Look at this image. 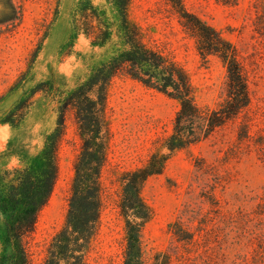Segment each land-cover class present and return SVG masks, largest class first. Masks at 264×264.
I'll return each mask as SVG.
<instances>
[{"label":"rangeland","instance_id":"obj_1","mask_svg":"<svg viewBox=\"0 0 264 264\" xmlns=\"http://www.w3.org/2000/svg\"><path fill=\"white\" fill-rule=\"evenodd\" d=\"M77 1L0 0V171L33 160L54 125L60 97L120 48L115 36L103 46L82 35L72 37ZM92 1L115 21L104 0ZM181 1L186 13L236 48L249 102L204 139L175 153L160 174L144 183L142 197L153 211L141 231L144 261L151 264L160 251L170 255L168 264H263L264 0ZM128 14L143 42L186 72L198 107L210 111L224 102V64L216 55L200 57L196 38L177 8L167 0H130ZM41 81L47 84L33 95L23 120L3 123L8 110ZM177 110L176 100L126 75L112 80L106 105L110 139L100 178L102 207L84 264H121L118 176L143 164L159 147ZM78 148L73 117L67 112L57 179L26 238L30 264H42L48 242L63 222ZM177 229L187 231L190 240L178 241Z\"/></svg>","mask_w":264,"mask_h":264},{"label":"trees","instance_id":"obj_2","mask_svg":"<svg viewBox=\"0 0 264 264\" xmlns=\"http://www.w3.org/2000/svg\"><path fill=\"white\" fill-rule=\"evenodd\" d=\"M114 20L92 0H78L71 16L73 35H82L94 46L109 43L113 36L120 48L95 66L87 77L60 97L52 129L29 164L0 171V264H30L26 238L40 211L47 204L58 175V147L65 130V116L73 117L79 148L71 167L69 193L61 226L52 235L42 264H84L86 253L99 226L102 207L101 170L106 161L110 131L106 105L112 80L120 74L154 89L178 102L172 130L158 148L139 166L121 172L119 213L123 221L124 249L121 264H146L141 231L153 215L142 197L146 180L160 174L178 151L204 139L215 127L235 117L249 102L247 80L236 48L217 31L186 13L181 0H167L180 13L183 25L197 41L202 59L216 55L226 71V99L216 109L198 107L186 72L160 52L148 47L138 26L128 14L130 0H104ZM196 21V27L191 19ZM46 81L37 83L4 115L3 123L17 125L31 106L36 92ZM178 241L191 235L175 231ZM261 246L264 264V242ZM171 257L157 251L151 264H168Z\"/></svg>","mask_w":264,"mask_h":264}]
</instances>
